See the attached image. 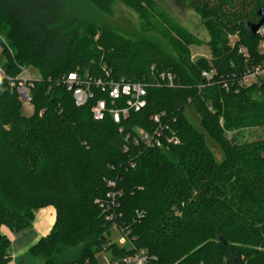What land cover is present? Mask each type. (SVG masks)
Wrapping results in <instances>:
<instances>
[{"label":"trees","instance_id":"16d2710c","mask_svg":"<svg viewBox=\"0 0 264 264\" xmlns=\"http://www.w3.org/2000/svg\"><path fill=\"white\" fill-rule=\"evenodd\" d=\"M116 1L144 24L149 19L151 0L79 3L84 11L92 4L111 13ZM191 4L209 25V60L193 61L148 37L132 39L72 17L63 0H0L6 76L15 79L28 66L41 74L32 80L29 116L15 88L0 78V264L12 258L2 227L21 232L32 225L34 210L47 206L56 210L55 224L30 249L42 264H101L102 250L120 260L141 249L147 264H264V138L227 137L228 131L264 127V85L239 84L246 68L263 58L261 37L251 35L250 24L259 22L264 0ZM227 30L239 32L249 58L240 44H227ZM103 66L110 79L141 81L147 89L146 106L120 123L109 116L95 120L92 101L77 107L61 82L73 70L104 77ZM211 70L207 81L202 73ZM165 71L173 82L156 84ZM190 105L224 149L223 161L185 116ZM159 126L178 143L164 140L159 148L135 141L136 129ZM102 203L111 207L104 211ZM113 225L134 249L109 244Z\"/></svg>","mask_w":264,"mask_h":264},{"label":"rangeland","instance_id":"374dc122","mask_svg":"<svg viewBox=\"0 0 264 264\" xmlns=\"http://www.w3.org/2000/svg\"><path fill=\"white\" fill-rule=\"evenodd\" d=\"M79 1L88 3L87 0H78V2L77 0H63L64 6L68 7L72 17L88 18L91 22L93 21L101 26L112 27L124 36L132 39L148 37L170 53L175 55L181 53L193 61L199 58L209 60L212 57V36L207 19L192 6L191 0H151L152 4L147 5L146 8L148 9L149 19H146L145 24L144 18L138 12L120 1L114 3L111 13L103 12L92 4H88L87 11H84L82 10L83 4L79 3ZM225 37L229 46L240 44L238 31L227 30ZM260 44L261 39L259 41ZM0 46V63L3 64L7 61V56L4 53V45L0 44ZM239 47L240 49H244L246 55H249L247 46L240 44ZM21 76L37 80L40 79L41 74L35 67L28 66L23 69ZM252 85L261 86L260 84H249L245 86ZM257 95L260 96L259 94ZM22 113L26 116L31 115L33 113V105L23 103ZM185 116L196 129L205 134L206 144L215 159L218 162L223 161L225 159L224 149L217 140L203 129L201 117L195 106H188L185 110ZM227 137L238 142L264 138V127L228 131ZM106 233L110 240L109 244L116 242L120 246L126 245L121 243L123 233L115 225ZM22 239L14 244L13 250L20 245V242L24 241ZM101 252H103V256L99 257L100 263L105 262L104 256L107 258L111 254L113 255L111 250H102ZM26 256L28 257L29 264H39L40 261L31 253Z\"/></svg>","mask_w":264,"mask_h":264},{"label":"built area","instance_id":"2783aa9c","mask_svg":"<svg viewBox=\"0 0 264 264\" xmlns=\"http://www.w3.org/2000/svg\"><path fill=\"white\" fill-rule=\"evenodd\" d=\"M257 33L261 37V44L258 50L263 58L261 63L250 65L246 68L239 82L242 86L249 84L264 85V24ZM240 51L244 53L246 58H249L244 49H240ZM103 70L106 73L104 77H93L87 72L82 74L78 70H73L61 79L63 85L72 93L77 107H84L92 101L91 112L95 120H103L106 116H109L115 123H120L122 120L128 118L132 111L138 112L146 106L147 89L143 82L115 81L108 77L110 71L105 66H103ZM214 74V70L203 71L202 76L207 81H210ZM0 78H7L9 85L15 88L22 103L31 104L32 79L21 76V74L15 79L8 78L4 63H0ZM161 80L171 84L173 82V74L168 71L162 72L156 77L155 83L159 84ZM120 101H123V103L120 104ZM154 119L159 121L160 116L154 115ZM162 130L160 126L153 132L138 128L136 129L135 141L137 143L142 142L147 147L159 148L165 146L164 140L168 144L178 143L179 140L176 136L164 137ZM109 184L114 185L113 182ZM108 196H111V194H108ZM101 206L106 211V209L111 207V204L102 203ZM107 217L111 218V216ZM121 243L134 249L133 243L124 233ZM149 259L150 257L147 252L141 249L136 250L133 255L120 259L116 264H147Z\"/></svg>","mask_w":264,"mask_h":264},{"label":"crops","instance_id":"0c3cea01","mask_svg":"<svg viewBox=\"0 0 264 264\" xmlns=\"http://www.w3.org/2000/svg\"><path fill=\"white\" fill-rule=\"evenodd\" d=\"M55 221V208L53 206H47L41 209L34 210V220L32 225L21 232L14 233L6 226H3L1 232L6 235L11 241L10 254L12 258L8 264H29V261L27 259L28 257L26 255L31 253L30 249L32 246L47 237V235L52 230ZM20 239L24 241L21 240L22 242H20V245L17 246L15 250H13L12 248L14 244L16 242H19ZM102 253L103 252H100L97 255L98 260L99 257L103 256ZM113 256L114 255L112 254L107 258H105L104 256L105 262H101V264H116L119 259ZM37 259L40 261L39 264H42L41 260L38 257Z\"/></svg>","mask_w":264,"mask_h":264},{"label":"water","instance_id":"95a60500","mask_svg":"<svg viewBox=\"0 0 264 264\" xmlns=\"http://www.w3.org/2000/svg\"><path fill=\"white\" fill-rule=\"evenodd\" d=\"M257 14L260 17L259 22L255 24H250V32L252 36H255L260 27L264 24V5L258 9Z\"/></svg>","mask_w":264,"mask_h":264}]
</instances>
